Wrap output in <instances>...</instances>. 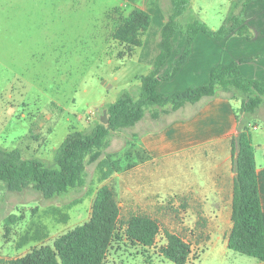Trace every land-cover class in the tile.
Here are the masks:
<instances>
[{
  "label": "rangeland",
  "instance_id": "1",
  "mask_svg": "<svg viewBox=\"0 0 264 264\" xmlns=\"http://www.w3.org/2000/svg\"><path fill=\"white\" fill-rule=\"evenodd\" d=\"M244 1L190 0L177 21L182 27L198 21L218 30L224 24L231 25V18L239 15ZM148 5L152 23L145 34V46L136 50L131 59L124 60L127 47L113 40V33L131 11L127 4L120 6L109 0H0V148L18 149L24 159L38 158L46 166L56 168V150L69 133L90 131L101 123L106 107L124 92L136 97L140 77L151 69L147 55L159 37L169 0L158 3L149 0ZM243 10V33L234 34L250 40L252 33L246 20L256 28L261 25L264 3L252 2ZM179 35L185 38L180 32ZM182 49L183 45L179 46L168 61L163 79L171 72ZM225 94L237 106L238 116L244 118L239 113L242 95ZM186 113V109L173 111L170 106L151 107L134 127L111 132L99 160L111 155L120 159L123 166L134 164V167L105 181L100 180L102 169L98 160L86 162L81 185L51 199H44L34 183L22 192H9L0 182V260L16 259L32 249L51 246L57 237L86 223L96 190L108 185L115 191L120 222L104 264H173L159 254V248L165 244V232L179 235L191 246L186 264H264L228 250L223 244L226 236L220 235V222L217 233L198 234L193 221L181 216L186 201L174 202L175 199L167 197L164 174L161 180L165 181H158V187H153L151 178L148 187H139L144 173L138 172L137 167L145 161L140 162L135 156L133 134L157 129ZM246 117L254 153L261 164L264 99ZM190 165V161L181 162L170 178L180 181L187 177L186 168ZM151 171L152 168L150 174ZM135 214L150 215L158 222L160 233L153 247H141L124 237L123 223ZM11 216L15 222L7 223Z\"/></svg>",
  "mask_w": 264,
  "mask_h": 264
},
{
  "label": "trees",
  "instance_id": "2",
  "mask_svg": "<svg viewBox=\"0 0 264 264\" xmlns=\"http://www.w3.org/2000/svg\"><path fill=\"white\" fill-rule=\"evenodd\" d=\"M258 1L264 0H245L239 15L231 18L230 26L224 24L213 31L198 21L185 27L180 26L177 20L186 12L190 0H169L166 22L160 29L156 43V55L148 74L140 77L137 96L126 91L114 103L109 104L105 109L107 125L97 123L90 131L69 133L56 150V168L46 166L38 158L24 159L18 149L0 148V182L9 192H22L34 183L44 199H51L81 185L86 162L94 163L100 159L101 149L107 147L110 133L134 127L143 119L148 108L170 106L171 110L177 111L187 104L195 105L217 95L229 97L225 93H240L242 99L239 113L243 114L244 118L236 113L237 134L230 139L234 178L232 226L227 238V249L264 262V218L255 153L246 119V116L253 114L263 102L264 80L245 78L239 70V65L251 60L242 59L224 67L212 68L207 84L188 88L167 97L157 91L162 80L160 71L172 56V38L176 33L180 32L185 36L186 45L171 72L164 78L167 81L172 80L186 63L199 33L217 41L224 40L232 33L242 34L243 9L249 3ZM151 21L149 13L134 8L121 19L114 30L113 40L126 46L127 55L130 56L135 48L142 46V38ZM245 36L250 37V34ZM132 138L137 160H148L146 151L135 145L137 135L133 134ZM98 163L102 169L101 181L134 167V164L123 166L120 159H113L111 155H107ZM14 219V216H11L7 223H14ZM119 222L120 207L115 191L111 186L103 185L95 192L90 218L86 223L57 237L51 246L32 249L16 259L0 260V264H104L109 247L118 234ZM123 226L126 240L144 248L153 247L160 233L158 222L146 214L130 216ZM6 230L8 232L9 228L6 227ZM164 237L165 244L159 248V254L173 264H186L191 256V246L176 234L165 232Z\"/></svg>",
  "mask_w": 264,
  "mask_h": 264
},
{
  "label": "crops",
  "instance_id": "3",
  "mask_svg": "<svg viewBox=\"0 0 264 264\" xmlns=\"http://www.w3.org/2000/svg\"><path fill=\"white\" fill-rule=\"evenodd\" d=\"M109 1L120 6L127 4L131 10L138 8L149 13V0ZM153 1L158 3V0ZM260 2L264 3V1H258ZM246 13H248L247 10ZM247 20L246 25L252 33L250 40L232 33L224 40L217 41L199 33L192 44L186 63L172 80L167 81L162 78L163 70L167 69L165 67L168 62L162 67L160 71L162 80L157 87L158 93L167 97L188 88L207 84L212 68L224 67L242 59L251 60L239 65V70L245 78L264 80V21H260L261 25L256 28L249 22L247 23ZM165 22L164 15L160 29ZM144 38L145 35L142 38V46L135 48L130 56L126 54L124 60L131 59L136 50L144 48ZM158 39L159 37L151 45L147 55L151 66L156 55ZM182 45L184 49L186 38H181L178 32L172 38V56ZM195 106L196 108H193ZM182 109L187 110L184 116L173 119L162 127L145 130L137 135V145L148 155V160L137 167L138 172L144 173L142 174L144 179L140 181L139 187H148L149 178L153 180V187H158L160 185L158 181L161 183L165 181L161 180L164 174L163 176L167 177L169 200L175 199L174 202H176L184 199L187 203L181 216L192 220L195 230L200 235L210 232L217 233L220 222V235L226 236L223 244L227 246V238L232 226L231 203L234 178L230 139L237 134V106L231 98L217 95L195 105L187 104L179 110ZM252 146L254 147L253 143ZM188 161L191 165L189 169L186 168L187 177L180 181L170 178L175 166ZM196 162L200 164L195 165ZM255 163L264 218V162L258 164L256 151ZM151 168L152 174H150Z\"/></svg>",
  "mask_w": 264,
  "mask_h": 264
},
{
  "label": "water",
  "instance_id": "4",
  "mask_svg": "<svg viewBox=\"0 0 264 264\" xmlns=\"http://www.w3.org/2000/svg\"><path fill=\"white\" fill-rule=\"evenodd\" d=\"M100 122L101 124L103 125H107L108 123V119H107V114H106V111L103 112L101 118H100Z\"/></svg>",
  "mask_w": 264,
  "mask_h": 264
},
{
  "label": "built area",
  "instance_id": "5",
  "mask_svg": "<svg viewBox=\"0 0 264 264\" xmlns=\"http://www.w3.org/2000/svg\"><path fill=\"white\" fill-rule=\"evenodd\" d=\"M256 127L254 126L253 129H255Z\"/></svg>",
  "mask_w": 264,
  "mask_h": 264
}]
</instances>
